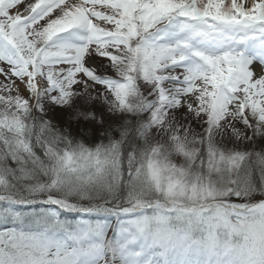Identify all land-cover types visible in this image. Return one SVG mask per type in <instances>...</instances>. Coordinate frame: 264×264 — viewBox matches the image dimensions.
I'll use <instances>...</instances> for the list:
<instances>
[{
    "label": "snow or ice",
    "instance_id": "6c2138e0",
    "mask_svg": "<svg viewBox=\"0 0 264 264\" xmlns=\"http://www.w3.org/2000/svg\"><path fill=\"white\" fill-rule=\"evenodd\" d=\"M0 264H264V0H0Z\"/></svg>",
    "mask_w": 264,
    "mask_h": 264
}]
</instances>
